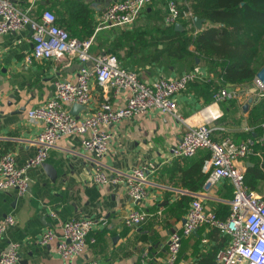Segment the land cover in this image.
Returning <instances> with one entry per match:
<instances>
[{"label":"crops","instance_id":"crops-1","mask_svg":"<svg viewBox=\"0 0 264 264\" xmlns=\"http://www.w3.org/2000/svg\"><path fill=\"white\" fill-rule=\"evenodd\" d=\"M11 1L34 19L44 10L52 12L56 15L57 25L67 28L78 40H85L91 32L90 36L94 35L89 52L92 57L107 54L105 52L121 41L125 34H142L146 40L157 37L154 32L156 25L147 13L160 16L161 23L166 13L165 4L155 0L132 25L96 31L97 19L109 4L119 0ZM80 8L88 11L84 19L88 18L90 24L83 25L84 11L79 13V10L82 12ZM205 25L203 22L201 29ZM31 35L30 28L26 26L0 36V156L11 153L18 167L24 166L36 154V139L43 129L42 124L30 122L26 112L52 98L53 84L57 80L74 81L81 67L69 57L27 63L26 58L33 48ZM148 53L149 48H143L141 52L128 47L110 54H114L123 67L136 71L143 82L157 78L172 79L194 69L202 73L203 80H198L199 84L212 78L202 64L191 69L185 63H172L170 67L156 61L146 63L150 60L144 57ZM85 67L92 70L93 61L86 62ZM226 88L237 91L239 96L213 105L211 99L206 101L208 97L202 90L189 86L176 97L178 114L183 122L153 110L140 118L122 120L105 128L111 135L110 149L101 165L106 175L126 173L146 162L155 165L147 174L146 197L138 203L129 198L123 183L98 185L91 181L93 155L83 150L79 136L60 138L46 161L27 171L29 187L25 194L20 195L13 189L0 191V221L9 216L14 218V225L7 227L0 239V253L11 244H18L19 259L15 264H83L86 261H96L97 264H164L168 237L180 229L192 199L201 196L207 211L220 218L228 215L232 197L229 182L222 180L208 195L200 194L203 183L200 186L199 183L207 174L204 163L199 169L196 163L206 150H199L191 158L172 157V149L186 128L203 122L206 115L200 111L209 104L211 110L221 113L214 126L223 130L213 133L214 140L229 138L239 143L246 139V134L251 131L247 123L248 114L256 99L252 82ZM126 97V93L101 87L92 79L90 102L77 116L94 110L103 102L123 105ZM262 155L259 150L252 157L259 159ZM251 158L238 164L246 167V163H250L252 166ZM257 192L264 196V182L259 183ZM133 210L143 211L146 220L136 228H128L122 220ZM51 213L55 217H51ZM82 217L94 222L90 232L94 242L88 245L81 257L65 261L56 251L61 240V223ZM46 230H51L55 238L43 246L39 237ZM227 244L226 236L200 227L183 239L179 262L214 264L217 252Z\"/></svg>","mask_w":264,"mask_h":264},{"label":"built area","instance_id":"built-area-1","mask_svg":"<svg viewBox=\"0 0 264 264\" xmlns=\"http://www.w3.org/2000/svg\"><path fill=\"white\" fill-rule=\"evenodd\" d=\"M155 0H119L109 4L97 19L96 31L112 27L132 25ZM166 7L163 24L174 26L180 20L193 18L190 11L179 8L180 0H161ZM29 27L33 48L26 58L33 61L59 60L69 57L80 65L74 81L57 80L53 84L54 93L50 100L33 107L26 112L30 122L43 125L36 139V154L22 167L16 165L11 153L0 156V191L13 189L23 195L29 187L27 171L41 166L52 148L64 136H79L83 150L93 155L91 181L98 185H116L123 183L129 198L140 202L146 197L145 184L147 174L155 165L146 162L126 173L106 175L102 169V159L110 149L111 135L105 128L122 120H132L157 110L175 120L183 122L178 114L176 97L187 90L195 80H203L199 69L182 73L172 79L157 78L143 82L136 71L123 67L113 54L90 55L94 35L85 40L70 37L68 32L57 25L56 15L44 10L36 19L27 12L16 8L11 0H0V36ZM93 61L94 67L89 70L85 63ZM116 93H126L125 103L113 106L103 102L97 108L78 117L70 113L73 105L84 106L90 102V81ZM254 97H264V84L256 76L252 80ZM239 96L235 90L223 88L215 92L211 104L234 100ZM205 114L201 124L188 126L181 140L172 149V157L184 159L193 157L199 150H207L209 158L204 162L206 178L201 193L208 195L218 182L225 180L231 185V201L226 218H220L214 212L207 211L201 196L195 197L189 204L180 229L170 233L167 242L164 264H182L179 262L180 249L184 238L190 236L200 227L216 230L228 238L225 248L218 251L214 264H264V196L255 195L244 184L246 167L242 164L257 155L256 145L264 141V122L261 124L262 136L258 139L246 138L235 143L229 138L217 141L212 135L222 131L214 126L221 118L218 110H211L210 104L201 111ZM55 217L54 213L50 214ZM146 220V214L133 210L122 220L128 228H136ZM14 225V218L5 217L0 221V239L7 227ZM94 222L89 218L70 219L61 223V240L56 251L65 261L81 257L94 239L90 232ZM55 238L51 230H46L39 237V243L48 245ZM19 245L11 244L0 253V264H15L19 259ZM83 264H97L86 261Z\"/></svg>","mask_w":264,"mask_h":264},{"label":"trees","instance_id":"trees-1","mask_svg":"<svg viewBox=\"0 0 264 264\" xmlns=\"http://www.w3.org/2000/svg\"><path fill=\"white\" fill-rule=\"evenodd\" d=\"M179 8L190 11L193 17L203 19L205 27L196 31L192 19L180 20L183 29L175 31L174 26L165 27L160 22V16L147 13L156 25L154 32L157 37L146 40L142 34H125L121 41L114 43L113 48L105 53H115L120 48L128 47L141 52L143 48H149L148 55L144 56L150 59L146 63L156 61L166 67L172 63H185L191 69L202 64L212 78L203 84L195 80L189 86L202 90L208 97L206 101L229 85L251 83L264 66V0H181ZM81 10L79 13L84 11V19L88 11L84 8ZM82 23L90 24L88 18L82 20ZM66 31L73 37L71 31ZM90 35L91 32L87 37ZM254 100L247 119L251 131L246 134V138L256 140L263 134L261 124L264 122V97ZM259 150L263 152L262 157H252L250 162L253 165L247 167L244 173V184L252 192H257L259 183L264 182V141L256 145V151ZM202 154L196 163L198 169L209 158L207 150ZM203 181H200L199 186Z\"/></svg>","mask_w":264,"mask_h":264},{"label":"water","instance_id":"water-1","mask_svg":"<svg viewBox=\"0 0 264 264\" xmlns=\"http://www.w3.org/2000/svg\"><path fill=\"white\" fill-rule=\"evenodd\" d=\"M192 21H193V24H194V26H195V28H196V30H200L201 29V27H202V24H203V22H204V20L203 19H200V18H197V17H193L192 18ZM182 26L179 24V23H177V24H175L174 25V30L175 31H182ZM256 77L258 78V79H260V81L264 84V66H263V68L256 74ZM85 108H84V106H80V105H73L71 108H70V113L72 114V115H75V116H77L78 115V113L81 111V110H84ZM251 166V164L250 163H246V167H250ZM183 222H184V220H183Z\"/></svg>","mask_w":264,"mask_h":264},{"label":"rangeland","instance_id":"rangeland-1","mask_svg":"<svg viewBox=\"0 0 264 264\" xmlns=\"http://www.w3.org/2000/svg\"><path fill=\"white\" fill-rule=\"evenodd\" d=\"M254 193H255V195H258V196H260V195H259V193H260V192H257V193H256V192H254Z\"/></svg>","mask_w":264,"mask_h":264}]
</instances>
